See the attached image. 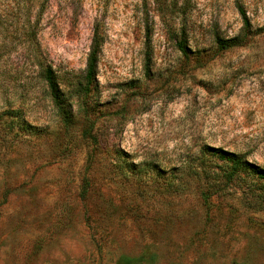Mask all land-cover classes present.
<instances>
[{
    "label": "rangeland",
    "instance_id": "1",
    "mask_svg": "<svg viewBox=\"0 0 264 264\" xmlns=\"http://www.w3.org/2000/svg\"><path fill=\"white\" fill-rule=\"evenodd\" d=\"M208 149L264 170V0H0V264H264L263 184Z\"/></svg>",
    "mask_w": 264,
    "mask_h": 264
},
{
    "label": "trees",
    "instance_id": "2",
    "mask_svg": "<svg viewBox=\"0 0 264 264\" xmlns=\"http://www.w3.org/2000/svg\"><path fill=\"white\" fill-rule=\"evenodd\" d=\"M239 12L243 19V26L242 31L244 36H248L250 31V24L245 16L244 11L239 6ZM27 38L30 40L34 38L33 31L29 30L27 32ZM241 37H234L230 39H220L217 38L215 40L214 45V54L226 51L228 49H231L235 46H239L242 44L243 41ZM101 35L98 32L97 26H95V29L93 31V38L90 45V50L87 56L86 61V73H85V84L84 87L81 89L82 92L88 93L91 90V85L95 76V69L97 64V56L100 50L101 46ZM178 50L182 53L183 57L185 59H189L190 55L186 51L185 45L182 41L178 42L177 44ZM213 54V55H214ZM206 55V53H205ZM208 56H210L209 53H207ZM206 55V56H207ZM212 55V56H213ZM198 59V55H197ZM42 79L45 82V85L48 90V94L50 95L53 103L55 104V107L61 111L63 114L66 113V106H65V97L63 96V93L60 91L58 83L56 81V77L53 73V71L50 68H44L42 72ZM9 116V123L7 124L10 126V128H13L14 126H17L19 129H25L24 126L21 125V121L19 119V113L18 111H10L6 113ZM32 133V131H30ZM208 151H211L208 149ZM204 151L202 154L209 155L210 157H216L220 160H222L223 164H225V168L223 169V175H225L228 179H233L235 177H239L240 174H244L245 176H250L256 179V181L263 184V192L262 195L264 197V170L259 169L257 166L247 162L242 156L235 155L234 153H227L223 152L221 150H213L211 152ZM135 259H129V258H122L119 261V264H135Z\"/></svg>",
    "mask_w": 264,
    "mask_h": 264
}]
</instances>
